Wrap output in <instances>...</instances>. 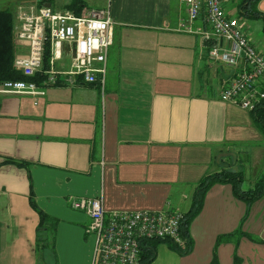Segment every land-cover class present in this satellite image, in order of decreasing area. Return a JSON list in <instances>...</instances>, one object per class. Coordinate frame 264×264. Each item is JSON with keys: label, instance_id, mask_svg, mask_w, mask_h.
Here are the masks:
<instances>
[{"label": "crops", "instance_id": "1", "mask_svg": "<svg viewBox=\"0 0 264 264\" xmlns=\"http://www.w3.org/2000/svg\"><path fill=\"white\" fill-rule=\"evenodd\" d=\"M72 2L56 11H73ZM98 8L113 22L102 88L0 94V264H92L89 218L71 209L70 198L100 199L106 215L185 214L219 165L241 173L249 187L262 175L264 135L249 111L220 100L231 70L210 61L199 36L179 31L186 19L180 0H103ZM256 10L264 15V0ZM251 19L264 34L263 20ZM244 32L264 56V43ZM26 51L18 47L19 55ZM30 199L56 221L53 244L37 245ZM245 213L231 185L215 184L191 221L190 253L159 244L150 264H264V197Z\"/></svg>", "mask_w": 264, "mask_h": 264}, {"label": "built area", "instance_id": "2", "mask_svg": "<svg viewBox=\"0 0 264 264\" xmlns=\"http://www.w3.org/2000/svg\"><path fill=\"white\" fill-rule=\"evenodd\" d=\"M186 19L179 31L199 36L211 62L233 72L220 100L246 111L264 100V56L252 46L244 25L228 18L224 0H180ZM201 20L203 27H194ZM17 55L14 68L26 80L0 84V94L41 98L50 87L104 85L107 55L113 44V22L108 9L56 11L34 3L14 11ZM70 207L89 218L88 233L95 238L92 264H140L145 241L170 240L183 246L179 235L183 214L176 211L114 212L106 215L100 199L70 198Z\"/></svg>", "mask_w": 264, "mask_h": 264}, {"label": "trees", "instance_id": "3", "mask_svg": "<svg viewBox=\"0 0 264 264\" xmlns=\"http://www.w3.org/2000/svg\"><path fill=\"white\" fill-rule=\"evenodd\" d=\"M259 1L260 0H243L240 4L239 12L250 18H260L264 23V15L260 14L256 10V5ZM46 2H48V0H41L38 4L39 6H42ZM72 6L73 12L81 14L82 6L78 1L74 0ZM75 8L76 10H74ZM14 29V10L11 9L9 5L7 7L0 8V84L6 81L26 80V78L14 68V61L18 55V48L14 39ZM250 114L257 128L264 135V100L258 104L254 110L250 111ZM7 162L15 164L19 167H28L25 162L13 160H7ZM215 184L231 185L234 196L243 201L246 205V217L252 203L259 198L264 197V161L262 175L249 190L242 188L241 173L233 171L232 169L226 168L222 165H219L218 169L214 173H211L203 178L197 186L191 208L187 213L183 214V220L180 224L179 235L183 241V246H178L170 240L142 242L140 245V264H150L154 261L156 258V249L159 244H166L170 250L174 251L179 256H186L190 253L192 250V240L189 235L191 221L199 213L206 192ZM30 205L39 217L37 245H47L44 243L47 241L46 235L48 231L50 235L53 233L56 221L39 210L34 201L31 199ZM41 231L46 233L40 235L42 234ZM237 234L242 235L241 232H237ZM221 240L222 238H219L218 242ZM48 245H50V243Z\"/></svg>", "mask_w": 264, "mask_h": 264}, {"label": "rangeland", "instance_id": "4", "mask_svg": "<svg viewBox=\"0 0 264 264\" xmlns=\"http://www.w3.org/2000/svg\"><path fill=\"white\" fill-rule=\"evenodd\" d=\"M40 1L41 0H0V8L7 7L9 5L10 8L15 11L16 6L30 4V3L38 4L40 3ZM70 1L72 0H48V3L51 5V7L54 10H57V9H68L67 5L70 4ZM76 1L78 2L81 1L82 4L84 5V7H82V11H88V10L100 9L98 7L101 5L103 0H76ZM242 1L243 0H230L229 8L228 9H226V7L224 8L225 12L228 13V15H231V17L235 19V21L238 24L244 25V31L248 32V35L253 36L255 38V43L261 40L263 44L264 34L261 31L262 22L259 20L251 19L239 12V7ZM213 89H216V87H213ZM247 183H248L247 181H244L242 184V188L249 190L251 187L247 186ZM46 236H47V241L44 243H46L47 245L49 243L51 244L50 241L51 236L49 234V231ZM92 237L94 238L93 235Z\"/></svg>", "mask_w": 264, "mask_h": 264}, {"label": "water", "instance_id": "5", "mask_svg": "<svg viewBox=\"0 0 264 264\" xmlns=\"http://www.w3.org/2000/svg\"><path fill=\"white\" fill-rule=\"evenodd\" d=\"M45 7H50V5L49 4H46ZM232 74H233V72L230 73V75L228 76L227 79H229L232 76Z\"/></svg>", "mask_w": 264, "mask_h": 264}]
</instances>
